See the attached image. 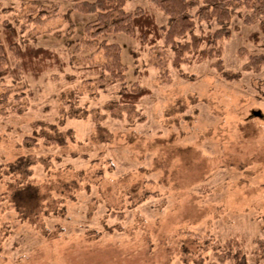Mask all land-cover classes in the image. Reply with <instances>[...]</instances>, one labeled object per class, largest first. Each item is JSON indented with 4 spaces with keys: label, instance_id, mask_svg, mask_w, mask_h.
<instances>
[{
    "label": "rangeland",
    "instance_id": "rangeland-1",
    "mask_svg": "<svg viewBox=\"0 0 264 264\" xmlns=\"http://www.w3.org/2000/svg\"><path fill=\"white\" fill-rule=\"evenodd\" d=\"M75 1L0 0L2 17L29 25L21 42L31 30L32 44L66 63L0 81V90L7 83L27 93L23 113H0V264L210 263L211 244L232 237L249 264H264L255 253L264 239V64L245 67L264 54V15L250 22L246 9L236 11L231 35L219 42L224 68L238 78H226L215 59L176 68L163 39L142 45L120 32L108 38L122 46L126 79L98 88L87 82L97 75L87 56L101 62L103 52L79 41L95 15L74 10ZM41 5L54 15L30 22ZM125 8L169 23L150 0H127ZM218 27L197 21L195 33ZM160 54L165 72L155 65ZM133 83L150 93L137 113L113 117L105 106ZM46 136H67V144L48 145ZM29 155L38 159L31 173L9 168ZM29 184L42 200L34 213L13 201Z\"/></svg>",
    "mask_w": 264,
    "mask_h": 264
},
{
    "label": "trees",
    "instance_id": "trees-1",
    "mask_svg": "<svg viewBox=\"0 0 264 264\" xmlns=\"http://www.w3.org/2000/svg\"><path fill=\"white\" fill-rule=\"evenodd\" d=\"M159 10L169 17L167 25H159L156 16L148 10L137 9L128 11L125 6L127 0H76L73 8L85 14H94L88 21L80 36L79 41L89 50L102 51L104 60L93 62L94 52L87 56L86 66L95 70L97 75L87 79V82L98 88H105L117 81H125L127 65L123 61L122 46L120 43L110 41L108 36L116 33H126L135 36L142 45H156L164 40V46L173 51L172 65L176 68L184 63L215 59L214 66L226 78H238L237 73H232L224 68L222 47L219 42L228 38L232 30L229 23L234 13L246 9V21L253 22L264 15V0H150ZM50 8L41 5V11L30 19V22L41 24L54 15ZM192 10H195L192 12ZM8 10L0 6V81L7 76L18 77L21 73L41 76L49 69L58 67L64 69L66 63L54 50L35 46L30 39L36 37L29 30L22 42L20 33L29 29L24 22L11 21L2 14ZM57 13H55L56 15ZM31 18V17H30ZM197 21H215L218 28L213 33L199 35L195 33ZM264 31V24L261 25ZM189 36V39H188ZM166 55V54H165ZM264 64V54L252 55L245 64L246 68H259ZM156 67L165 72L167 64L165 58L158 57ZM186 78L193 76L183 74ZM146 87L133 83L121 89L119 97L108 103L106 110L113 117H123L137 113V105L141 98L149 94ZM25 87L13 84H3L0 90V113H23L25 110ZM48 145H66L67 136H46ZM30 145H38L37 140L30 136L24 138ZM38 159L34 155L21 157L16 163H9L11 170L31 173V166ZM3 164L0 163V177ZM13 201L29 213L41 209V196L37 186L26 185L14 191ZM207 242H210L207 240ZM214 244V245H213ZM216 260L205 263L202 258L196 264H249L246 254L242 249V241L238 237L230 238L225 244L212 243ZM258 255L264 256V239H259L256 247Z\"/></svg>",
    "mask_w": 264,
    "mask_h": 264
}]
</instances>
